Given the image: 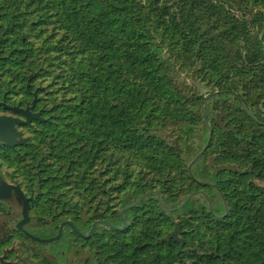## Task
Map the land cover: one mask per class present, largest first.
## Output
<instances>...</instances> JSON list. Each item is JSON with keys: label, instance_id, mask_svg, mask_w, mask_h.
<instances>
[{"label": "trees", "instance_id": "trees-1", "mask_svg": "<svg viewBox=\"0 0 264 264\" xmlns=\"http://www.w3.org/2000/svg\"><path fill=\"white\" fill-rule=\"evenodd\" d=\"M6 66L4 87L9 81L11 88L13 68L18 67L20 87L25 75L41 68L36 83L57 91L56 97L49 96L57 104L56 131L37 124L40 131L34 135L48 139L37 144L52 154L62 153L59 145L72 143L65 152L83 158L52 161L81 163L75 175L84 177L78 182L83 199L92 200L94 173H102V157L95 159L91 151L101 146L99 0H0V69Z\"/></svg>", "mask_w": 264, "mask_h": 264}, {"label": "flooded vegetation", "instance_id": "flooded-vegetation-1", "mask_svg": "<svg viewBox=\"0 0 264 264\" xmlns=\"http://www.w3.org/2000/svg\"><path fill=\"white\" fill-rule=\"evenodd\" d=\"M27 96L34 99L31 93ZM2 104L18 109L29 107L28 104L22 106L14 97L0 96L1 118H22ZM36 112L34 108L32 113ZM39 114L47 118L44 111ZM37 123L32 122L31 127L10 123L4 128L0 120V264H38L40 261L49 264L52 257H63L66 246L70 259H73L74 251L78 253L71 264H103L102 201L97 198L92 207L84 203L83 207L88 205L90 209L83 212L79 207L80 213L78 210L73 216L68 215L70 210L63 204H59V210L57 207L51 208L50 175L47 169H43L41 160L36 159L39 155L34 149V128ZM25 139L26 142L21 144ZM99 178L97 170L96 188L100 192L102 182ZM37 185L40 192L36 200L30 202L28 209V198H35ZM60 195L57 191L58 200ZM41 209L45 210L43 216L47 218L43 222L47 224L36 228L33 223L38 220L34 217L42 216ZM38 251L49 257L41 258L43 255H40L36 262L33 256Z\"/></svg>", "mask_w": 264, "mask_h": 264}, {"label": "rangeland", "instance_id": "rangeland-1", "mask_svg": "<svg viewBox=\"0 0 264 264\" xmlns=\"http://www.w3.org/2000/svg\"><path fill=\"white\" fill-rule=\"evenodd\" d=\"M8 66L0 69V96H6L7 98L9 97H14L16 99H18V101L21 103L22 106L28 104V106L30 107L32 105L33 100L37 99L36 104L34 106V108L37 110L36 114L42 113L44 111V116L47 118H43L40 116L39 117L41 119V121H37V120H33L30 122V125H22V126H30L31 127V123L32 122H38L37 124H40V127L46 126L48 125L50 127V129L52 131H56V127L57 124L55 122V118H57V115L54 113V108L57 106V104L55 103H51L49 101V96H54L56 97V90H53L51 88H48V85L46 86H39L41 83L38 82V84L36 83V81L39 78V75L41 74V68H38L37 71L35 72H31L27 75H25L24 79H25V83L23 86H19V79H18V67L13 68V78H12V85L11 88H9V81L6 87L3 86V82H1V80L4 78V69L8 70ZM24 89V90H22ZM58 90V89H57ZM40 93L37 95V93ZM28 93H31L32 95H34V99L31 100L30 97L27 96ZM42 97V99H40ZM43 100V101H40ZM28 108V107H27ZM33 108V109H34ZM46 110V111H45ZM33 112V110H32ZM22 116V115H21ZM22 120H24V118H21ZM46 128V127H44ZM50 129H48V131H51ZM40 131V128H34V134H36L37 132ZM24 132V131H23ZM22 136V134H21ZM24 136V135H23ZM34 149L35 152L39 155V157H37V160H41V162L43 163L42 167L43 169H47L48 170V174L50 175V182H51V197H52V202H51V208L54 209V207H57L58 210L61 208V205L59 204H63L64 207L68 210H70V213L68 214L69 216H73L75 215V213L79 210L80 213V208L81 207V211L86 212L87 210H89V206L85 205L83 207L84 203H89V205L92 207V205L95 203V201L97 200V198H100V200L102 201V196L100 195V192L97 190L96 188V179H95V188H96V195L94 196V198L92 200H84V188L82 187V184H79L78 182L83 181V176H76L75 172L78 171L81 163L76 164L75 166H72V164L70 162H59V163H55L52 161V157H56L59 159H66V158H83L81 154H70V153H66L65 151L68 148H73L72 143H65L62 145H59V148L62 150L61 154H52V153H48L46 151L47 146H44L42 144H37V142H41V141H46L48 139L43 138V137H35L34 135ZM59 139V138H58ZM51 140V139H50ZM56 140V139H55ZM26 139L24 141H21V144L25 143ZM80 147V146H79ZM97 148L91 150L95 153L94 158H101L102 156L99 155V152L102 151L101 146L99 144L96 145ZM46 164V165H45ZM57 164V166H56ZM65 165V166H64ZM95 174V178H96V173ZM102 174V173H101ZM101 174L98 175L100 176L99 181L102 182L101 179ZM87 184V182H86ZM50 185V186H51ZM57 191L61 193L60 195V199L58 200L57 197ZM39 190H38V185H37V192L35 193V198H28V204H27V208H30V202L36 200V197H38L39 194ZM19 205V204H18ZM43 208V207H42ZM102 208V206H101ZM20 210V207L19 209ZM42 213V216L38 217H34L36 218V220H38V222H34L33 225L34 227L38 228V227H42L44 226L45 222L44 219H46L45 215V210L41 209L40 210ZM65 217V216H64ZM70 219V218H68ZM89 220V219H87ZM91 224V223H89ZM63 229V226H61L60 230ZM67 249L68 246H66L63 250V257L62 258H54L52 257V262L49 264H71L73 262V260L75 258L78 257V253L77 251H74L73 253V259L69 258V255L67 254ZM45 257L49 255H45L42 254V252L38 251L37 254H35L33 256V258L37 261H39V258ZM37 256H39L38 258H36ZM24 257V256H23ZM43 260V259H42ZM31 262V261H30ZM44 261H40L38 264H43Z\"/></svg>", "mask_w": 264, "mask_h": 264}, {"label": "water", "instance_id": "water-1", "mask_svg": "<svg viewBox=\"0 0 264 264\" xmlns=\"http://www.w3.org/2000/svg\"><path fill=\"white\" fill-rule=\"evenodd\" d=\"M36 97L32 102V105L26 109H18V108H9L6 107L4 104L3 107L6 109H9L10 111L14 112V113H18L20 115H22V117L24 118V120L22 119H13V118H7V117H0V120L3 121V127L5 128L7 125L11 124H19V125H30V122L33 120H37V121H41L39 114H33L32 110L36 104ZM12 126V125H11ZM0 127H2V125H0ZM21 135V133H20Z\"/></svg>", "mask_w": 264, "mask_h": 264}]
</instances>
